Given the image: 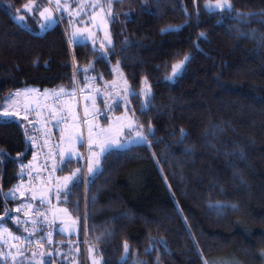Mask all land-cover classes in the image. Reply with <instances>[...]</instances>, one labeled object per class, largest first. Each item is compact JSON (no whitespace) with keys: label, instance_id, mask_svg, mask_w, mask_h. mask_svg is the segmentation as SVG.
<instances>
[{"label":"trees","instance_id":"trees-1","mask_svg":"<svg viewBox=\"0 0 264 264\" xmlns=\"http://www.w3.org/2000/svg\"><path fill=\"white\" fill-rule=\"evenodd\" d=\"M207 1L114 0L109 59L98 60L99 51L69 42L65 19L39 33L13 18L14 9L23 14L30 0H0V105L25 85L72 86L74 71L79 83L90 64L111 78V63L119 61L133 92H141L143 78L150 83L145 114L141 96L131 101L139 122L155 130L151 147L133 145L104 157L94 180H86L83 170L79 174L84 182L65 200L80 220L76 260L47 255L60 236L51 228L52 244L42 240L45 249L27 251L16 264H88L85 240L98 246L103 264H121L124 241L126 264H155L157 257L159 264H202L198 248L208 259L264 264V15L242 22L235 12L209 11ZM230 2L237 12H264V0ZM28 16L27 24L35 22ZM169 26L182 27L162 31ZM201 32L206 40L198 39ZM185 55L191 59L182 74L168 81L172 65ZM0 152L26 162L33 147L26 149L23 129L13 124L0 127ZM80 164L72 160L60 172ZM18 171L10 158L0 165V216L3 193L15 187ZM20 202L9 199L10 215ZM218 203L237 208L218 214L210 207ZM5 221L20 240L44 235ZM158 239L167 248L157 245L146 253ZM33 252L43 255L33 259Z\"/></svg>","mask_w":264,"mask_h":264},{"label":"snow or ice","instance_id":"snow-or-ice-1","mask_svg":"<svg viewBox=\"0 0 264 264\" xmlns=\"http://www.w3.org/2000/svg\"><path fill=\"white\" fill-rule=\"evenodd\" d=\"M118 2V0H117ZM112 3L113 0H105V4L107 8L105 9V4L100 3V0H90V3H77L76 7L73 8L69 3V0H46L45 5L35 4V0H30L29 3L23 5L24 10L27 13H38L39 17L43 22L38 24L40 30L44 31L48 28L57 25L64 19V13H67L69 18V24L71 25V33L69 42L75 43L78 46L87 48L91 47L94 51H99L98 60H108V48L107 45H112V40L110 35L107 32L106 17L112 16ZM9 8L12 5H8ZM86 8H91L93 11L91 13H86ZM205 8L209 11H215L219 13H226L231 15L233 12L236 13L235 18L241 20L242 22H247L251 19V17L256 15H264V12L261 13H253V12H237L234 8L233 4L230 0H215L213 4L211 0L209 3L205 5ZM98 9V11H96ZM20 9H14L13 18L19 20L20 22L25 21V17L23 15H19ZM186 11V9H185ZM59 13V15H57ZM84 14V16H82ZM126 16H130V13H125ZM199 15V12H197ZM86 16V19L84 18ZM76 18V19H73ZM90 22V23H89ZM100 24L105 25V40L99 44V48L97 49L96 35L94 29L98 28ZM27 26V25H25ZM182 27V26H180ZM180 27L175 29L168 28L162 29V31H179ZM241 35H248L247 33H241ZM198 39H207L205 33L201 32L199 34ZM199 48V44L196 45ZM190 56L185 55L182 60L172 65V70L168 79L175 78L182 74L185 63L190 60ZM119 63V62H118ZM89 70L94 71V66L89 65L82 69L84 73V79L89 84L96 80V77L89 78L87 73ZM115 72H119V67L117 65L116 68L113 69ZM115 83V82H113ZM145 88L141 92H132L129 93L136 98H139L141 95L144 96L143 101L141 102V113L145 114L152 102V98L150 97V86L147 84V79L144 81ZM98 91V90H97ZM124 92H128L127 81H124ZM51 95L57 101L62 99V96H67L69 99H73L76 95L75 88V71L73 72V88L71 91H66L64 87H60L57 90H53L51 93L48 90L42 94V98L47 99V97ZM41 98L39 95V90L34 88H26V89H18L15 92L9 94L6 98V102L3 105H0V127L9 126V125H18L26 136V149L29 144L32 146L36 145V138L28 134V129L26 124L32 125L35 129L36 124H46L48 120H56L57 125L65 124L66 126L61 129V142L65 144V147L61 148L58 155L60 156V160L58 162H54L52 165V171L55 172L59 165H63V168H60L61 171L64 168H67L69 164L72 162L73 156L83 158V154L79 153L76 150L75 145L79 143L81 146L87 144L89 155L87 157V172L92 176V179H95L97 174H100L103 170L100 168V157L112 155L115 152H119L121 150H127L132 145H145L151 147L152 138L155 137V130L149 124L147 126V131H145V125L134 121L132 118L125 115L124 117H117L114 124L110 125L108 128H101L99 125H94L91 121H85L88 124L87 128V138L85 139L84 132L81 131L79 125L75 122L76 117L72 110V106L68 103H64L63 107L60 109L52 108L51 106L45 104L41 105L38 101ZM122 100L125 104L129 103L128 96L124 95ZM46 107L49 110V115L46 118H41V108ZM63 113L60 115L58 113ZM134 113V110H133ZM87 115V110L86 113ZM35 116L36 119H30V117ZM71 117L73 123L68 126L66 121ZM125 129H127V135H125ZM181 136L187 135L183 129L180 130ZM47 143V141H45ZM97 149V151H93V147ZM22 153H18L17 157L22 156ZM65 156L67 160H65ZM155 156V153H153ZM5 158H10L14 163H16L19 167V171L17 173L18 178L20 179V184L16 185L11 191L3 193V203H4V214L0 216V221L4 220V217H9L10 220L15 221L17 225L21 224V220L19 216L10 215V210L7 208V202L9 199H17V193L22 197L26 192H31V199L35 200L39 198L41 203L47 201V203L51 204V199L48 197V193L52 191L50 188H45L40 192L39 197L37 196V190L31 184L32 180V171L34 170L33 164L30 162L25 164L22 159L19 158H11L9 153L0 152V165H2L5 161ZM36 156H33V161H35ZM158 163V161H157ZM81 168H76L70 171V174L63 177L56 178L58 183L55 187V198L59 201L61 198V194L65 197V200L69 194L72 193L73 189L79 187L84 181L83 177L78 175L81 173ZM27 176L29 178V184L27 187L24 185V178ZM71 185V188L69 187ZM2 191V189H0ZM32 205L21 204L20 207H17L14 211L19 213L21 209L24 210V215H29V209H31ZM210 207H215L218 214L225 208L231 207L233 209L237 208L236 204L224 205H210ZM64 213H67V209H62ZM37 215L44 216L45 213L37 211ZM186 219V218H185ZM70 226H75L76 221L71 220ZM27 223L26 221L24 222ZM33 228H35L36 221H32ZM25 232H29L27 227H24ZM65 231V228H61L60 232ZM7 233L8 235H12L6 227L0 224V234ZM32 235V233H29ZM13 240H20V237L13 236ZM47 240L48 244H52V233L48 232L47 237L41 236L40 240L33 242L32 240H27V246H33V243L38 249L43 248L42 240ZM157 245H162L164 248H167V241L163 239H158L152 241L149 247L145 249V252H151L156 249ZM11 247L16 248L15 254L11 252V249L8 252H4L0 249V261H3V264H8V261L11 260L13 264H16L17 257L24 256V253L20 250L17 245H12ZM198 253L201 256L202 264H209V262L204 259L203 252L199 248L197 249ZM89 252H92V248H89ZM123 252L124 256L121 258V264H126L127 259L129 258V244L127 241L123 243ZM38 255H43V252L37 253L33 252L32 257L35 259ZM49 257L52 256V253H47ZM21 264L23 262L21 261ZM37 264H45L43 260L37 261ZM49 264L51 262L49 261ZM93 264H96V261H93ZM138 264H147V262H138ZM155 264H159V257L156 258Z\"/></svg>","mask_w":264,"mask_h":264},{"label":"rangeland","instance_id":"rangeland-1","mask_svg":"<svg viewBox=\"0 0 264 264\" xmlns=\"http://www.w3.org/2000/svg\"><path fill=\"white\" fill-rule=\"evenodd\" d=\"M211 2L214 4L215 0H211ZM69 3L72 5L73 8H75L77 3L88 4L90 3V0H69ZM100 3L105 4V0H100ZM207 3H209V1H207ZM35 4L45 5L46 0H37L35 1ZM112 7H113V3H112ZM106 8L107 6L105 4V9ZM85 11L86 13H91L93 9L86 8ZM96 11H98V9ZM21 15L25 17V21H24L25 23L23 24L27 25L29 28L36 30V32H39V33L46 31V30L42 31L38 27V24L43 22L41 18L39 17L38 13L30 14L25 11ZM28 15L33 16L35 22L32 21L33 22L32 24L30 23L27 24V22L29 21ZM57 15H59V13H57ZM82 16H84V14H82ZM84 18L86 19V16ZM64 19L66 20L67 34H68V37L70 38L71 25L69 24V18L67 16V13H64ZM73 19H76V18H73ZM111 19H112V16L106 17V20H107L106 29L112 40L111 29H110ZM177 27L178 26H169L166 29L177 28ZM94 31L96 35V42H97V49H98L99 44L101 42H104L105 40V25L100 24L98 28L94 29ZM109 46L111 45L106 44V47H109ZM118 62L119 61L111 63V69L113 73V76L111 78H106L101 72L90 71L87 73L88 77L89 78L96 77V80L89 84L88 82L85 81L84 74H83L82 80H80L79 83L76 82L75 84L76 95L73 99H69L67 96H62V99L60 101H57L51 95H49L47 99L42 98V94L45 92V90H48V92L51 93L53 90H57L60 87H64L66 91H71V89L73 88V85L72 86L61 85L58 87H43V88L37 85H25V86H22V87H19L13 90L12 92H15L18 89L22 90L26 88H34V89L39 90V95L41 96V98L39 99L38 102L42 106L47 104L51 106L52 108L60 109L61 107H63L64 103L70 104L72 106V110L76 117L75 122L79 125L81 131L84 132L85 139H86L88 124L85 123V121H91L94 125H99L101 128H108L110 125L115 123L117 117H124L125 115H127L128 117L132 118L134 121L139 122L136 114L133 113L132 101H131L132 95L129 94V93H132L133 90L122 70L120 62L119 63ZM117 65L119 67V72L113 71V69L116 68ZM171 70L172 68L165 76V78L168 81H172L174 79V78L168 79V76H170L171 74ZM145 79L147 78H143L142 80L141 91L145 88V83H144ZM124 81H127L128 92L123 91ZM147 84L150 86V97H151L152 88L148 80H147ZM9 94L6 96V98L9 96ZM124 95L128 96L129 103L127 104H125L122 100V97ZM6 98L1 105L5 104ZM141 99L143 101L144 99L143 95H141ZM86 110H87V115L85 114ZM58 114L63 115L62 112ZM48 115H49L48 108L42 107L41 108V118L42 119L46 118ZM30 119L35 120L36 117L33 116V117H30ZM72 123L73 121L71 117H69L68 120L66 121V124L70 126ZM26 126H27V129L29 130V135L34 136L36 138V145L35 146L31 145L33 147V154L31 156L32 159L34 155L36 156V159L39 157V151L41 148H46L52 153V146L54 144H57L59 146V151L61 148L65 147V144L61 142V129L66 126L65 124L62 123V124L57 125L56 120H55L54 128H50V126L47 123L43 124L41 126L43 127L44 130H47L48 134H46V132L44 133L42 132L39 135L36 134L32 125L26 124ZM145 131L147 130L145 129ZM125 135H127V129H125ZM39 136H40V140L38 139ZM45 141H47V143H45ZM75 147L79 153L83 154V158L73 156L72 160L80 161L81 164L74 166L72 170L78 167L81 168V170H83L84 172L85 179L90 180L92 179V176L87 172V157L89 155L87 144L85 143L84 146H81L79 143H77ZM93 151H97L95 146L93 147ZM53 157H54V154H53ZM103 158L104 156L100 157V168L101 169H102V159ZM59 160H60V156L56 158L55 160H53V162L50 163L49 166L52 168L53 163L58 162ZM65 160H67L66 156H65ZM24 163L28 164L29 162L26 161ZM61 167L62 165H59V167L55 171V175L52 178H50L49 176L45 174L44 177L40 180V185H38V188H37V196L39 197L40 192L43 191V189L45 188L52 189V191L48 193V197L51 199V204L49 205L47 201H45L44 203H41L39 198L35 199L36 201L32 199L33 201L36 202V205L38 206L37 210H39V212L45 213V215L44 216L36 215L34 219L36 221L35 228H33L32 222L30 225L32 226V229H31L32 232L36 233L38 231H42L44 233L43 236H47L51 228L55 229L56 232H58L60 236H59V239L57 240V244L49 248L48 253L51 252L52 255H58L60 258L76 260L79 257L80 249L82 246L81 240L79 239L80 233H81L80 220L78 217L74 216L72 212L69 210L67 204L65 203V197L63 196V194H61V198L59 201L55 198V187L58 183L56 178L67 176L70 174V171L66 173L60 172ZM69 187H71V185H69ZM21 200L23 199L21 198ZM17 207L18 205L16 206V208ZM62 209H67V213H64L63 211H61ZM69 217L71 218V220L76 221V224L74 227L70 226L71 222L69 220ZM0 224L6 227L8 231L12 234L11 236L8 235L7 233L0 234L1 249L4 252H8L11 249V252L15 254L16 248L11 247V246L17 245L19 247V240H13L12 237L18 236V235L10 228L7 221L5 220L0 221ZM61 228H65V231L60 232ZM84 248H85L84 255H85V258L88 264H93V261H96V264H103V258L99 252L98 246L93 245V244L89 245V241L85 240ZM89 248H92L91 253L89 252ZM19 258L20 256L17 257V260ZM204 259H206L209 262V264H241L240 262H237L236 260L229 259V258L211 257L208 259L207 257H204ZM1 262L3 263V261ZM9 262H12V261L9 260L8 263Z\"/></svg>","mask_w":264,"mask_h":264},{"label":"built area","instance_id":"built-area-1","mask_svg":"<svg viewBox=\"0 0 264 264\" xmlns=\"http://www.w3.org/2000/svg\"><path fill=\"white\" fill-rule=\"evenodd\" d=\"M54 121L55 120H48L47 121V123H48V125L50 126V127H54ZM35 132H36V134L37 135H39L40 133H41V131H42V129H41V126L39 125V124H36V126H35ZM38 139L40 140V136L38 137ZM52 152H53V154L57 157V156H59L58 155V153H59V146L57 145V144H54L53 145V147H52ZM48 158H49V151L48 150H46V149H43V148H41L40 149V163L42 164V165H45V174L47 175V176H49V177H53L54 176V172L52 171V168L48 165ZM32 175V183H36L37 182V174L34 172V173H32L31 174ZM20 180V179H19ZM17 196H18V198H19V194H17ZM17 198V199H18ZM33 214H36L37 213V210L36 209H34L33 211ZM20 214L23 216L24 215V210L23 209H21V211H20ZM52 233V235L54 234V232H51ZM28 239H30V240H32L33 242H35V241H37V240H40L39 238H30V237H28V238H25V239H21L20 241H19V246H20V249H21V251L23 252V253H26L27 251H29V250H31V249H38L36 246H35V244L33 243V246H31V247H29V246H27V240ZM41 243L43 244V248L42 249H45V245H46V243L45 242H43V241H41Z\"/></svg>","mask_w":264,"mask_h":264},{"label":"crops","instance_id":"crops-1","mask_svg":"<svg viewBox=\"0 0 264 264\" xmlns=\"http://www.w3.org/2000/svg\"><path fill=\"white\" fill-rule=\"evenodd\" d=\"M44 132H46V134H48L47 130L43 129V133ZM55 159L56 158L49 156V158H48L49 164L52 163L53 160H55ZM28 162L29 163L31 162L33 164L34 170L32 171V173L35 172L37 174V183H32V181H31L32 186L34 188H36V190H37L38 185H40V180L45 175V171H44L45 167L40 164L39 157L37 159H35V161H33L32 157H31V159ZM19 184H20V182H18L16 185H19ZM28 184H29V178L27 176H25V178H24L25 187H27ZM30 197H31V192H26L25 195L21 197L23 199V200H21V202H23V204L30 203L32 205L31 209H29V215L28 216H24V220L27 222L25 226H27V224H28L29 227L32 228V226L30 224L35 219L37 214H33V212H32L33 208H34L33 205H36V202H35L36 200L33 201L32 199H30ZM21 202L18 204V207H20ZM36 207H38V206H36Z\"/></svg>","mask_w":264,"mask_h":264},{"label":"water","instance_id":"water-1","mask_svg":"<svg viewBox=\"0 0 264 264\" xmlns=\"http://www.w3.org/2000/svg\"><path fill=\"white\" fill-rule=\"evenodd\" d=\"M6 217H4V220H5Z\"/></svg>","mask_w":264,"mask_h":264}]
</instances>
